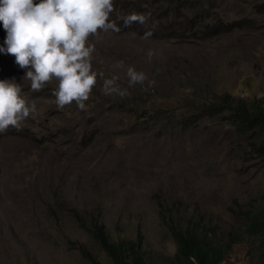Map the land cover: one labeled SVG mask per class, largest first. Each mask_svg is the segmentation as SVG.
I'll return each instance as SVG.
<instances>
[{
  "label": "rangeland",
  "instance_id": "374dc122",
  "mask_svg": "<svg viewBox=\"0 0 264 264\" xmlns=\"http://www.w3.org/2000/svg\"><path fill=\"white\" fill-rule=\"evenodd\" d=\"M216 2L234 23L213 28L205 20L179 36L173 27H155L143 39V30L124 27L118 17L119 33L89 37L97 73L89 108L75 102L58 108L57 81L33 92L23 78L27 69L0 53V79H15L36 106L19 131L0 133V264H89L77 245L111 264L83 230L91 220L110 239L139 234L144 258L169 264L175 246L166 223L175 215L181 226L190 219L230 243L219 264H262L260 239L247 225L250 214L264 212V160L242 158L236 147L242 141L223 126L227 114L167 128L157 138L154 128L133 131L116 103L121 97L105 89L106 80H115L168 108L191 92L264 102V0ZM5 37L0 24V46ZM129 67L147 80L130 86ZM89 111L85 124L82 113Z\"/></svg>",
  "mask_w": 264,
  "mask_h": 264
},
{
  "label": "trees",
  "instance_id": "16d2710c",
  "mask_svg": "<svg viewBox=\"0 0 264 264\" xmlns=\"http://www.w3.org/2000/svg\"><path fill=\"white\" fill-rule=\"evenodd\" d=\"M213 1L218 8L220 5L216 0H114L115 11L120 13L114 15V11L110 18L122 19L133 12L141 13L149 16L147 23H134L133 28L146 32L151 28L170 26L173 27L174 36L184 34L194 23L199 27L205 20L213 23V28L234 23L235 19L226 20L216 8L212 10ZM149 9L154 10L148 12ZM188 9L192 10L191 16L187 13ZM208 26V23L204 24V27ZM190 34L193 35L194 32ZM119 88L124 89L122 86ZM136 93L119 98L116 102L119 108H124L126 117L133 120V131L147 132L154 128V136L158 138L167 128L195 124L201 118L225 113L227 115L223 126L227 129L231 127L232 135L242 141L236 146L242 158L256 156L264 160V102L235 100L227 93L207 96L191 92L179 98L176 101L177 106L168 108L163 99L152 93ZM91 96L96 97L94 93ZM85 107L89 108L88 102H85ZM82 114L86 115L84 123L88 122L90 111ZM160 218L164 220L163 215ZM247 226L249 233L257 235L260 239L259 260L264 264V212L256 211L250 214ZM166 227L175 246L169 264H193L190 259L192 257L195 258L196 264H219L230 249L229 242L221 240L213 232L205 230L190 219L181 226L179 217L175 215L166 223ZM83 230L103 251L111 264H152L140 251L142 239L139 234L134 240L124 236L110 239L103 225L94 220L85 225ZM76 249L89 264H103L83 246L77 245Z\"/></svg>",
  "mask_w": 264,
  "mask_h": 264
},
{
  "label": "clouds",
  "instance_id": "9594fccd",
  "mask_svg": "<svg viewBox=\"0 0 264 264\" xmlns=\"http://www.w3.org/2000/svg\"><path fill=\"white\" fill-rule=\"evenodd\" d=\"M114 11V0H0V24L6 32V47L0 46V53L14 56L16 64L27 69L23 78L31 82L33 92L57 81L53 92L57 107L63 109L75 102L83 109L97 83L91 64L95 46L89 37L101 31H121L110 18ZM122 19L123 26L130 27L134 23L145 25L149 16L133 12ZM152 35L147 31L143 39ZM127 75L130 86L147 80L145 73L132 67ZM105 89L121 98L130 95L115 80H106ZM35 113L36 106L22 95L21 84L15 79H0V133L10 128L19 131ZM190 259L196 264L194 257Z\"/></svg>",
  "mask_w": 264,
  "mask_h": 264
}]
</instances>
